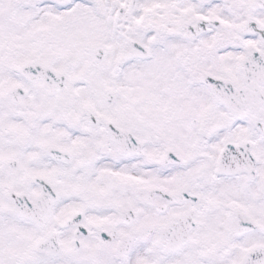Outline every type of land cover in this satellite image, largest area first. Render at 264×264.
<instances>
[{
  "label": "snow or ice",
  "instance_id": "obj_1",
  "mask_svg": "<svg viewBox=\"0 0 264 264\" xmlns=\"http://www.w3.org/2000/svg\"><path fill=\"white\" fill-rule=\"evenodd\" d=\"M0 264H264V0H0Z\"/></svg>",
  "mask_w": 264,
  "mask_h": 264
}]
</instances>
